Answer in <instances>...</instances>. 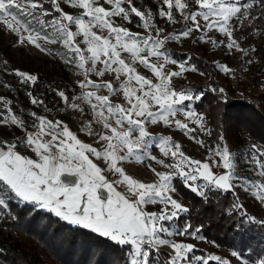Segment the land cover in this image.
<instances>
[{
	"label": "snow or ice",
	"instance_id": "snow-or-ice-1",
	"mask_svg": "<svg viewBox=\"0 0 264 264\" xmlns=\"http://www.w3.org/2000/svg\"><path fill=\"white\" fill-rule=\"evenodd\" d=\"M47 2L50 8H45V0H0V21H3L13 32L20 34L21 43L25 39L37 47L41 46L38 43L40 40L62 43L67 49L64 53L66 62L75 64L86 77L90 74L102 77L107 72H113L119 79L121 74H126L127 78L118 88L113 87L111 82L95 83L90 79L82 81L80 86L82 89H87L89 86L95 89L107 88L113 95L122 92L130 106L114 104L109 96H101L94 91H84L81 96L68 103V107L79 109L80 104L76 101L90 102L95 98L97 103L93 104L92 108L95 110L99 107L96 116L103 122V127L111 132V135L100 136L102 141L107 142L103 150H97L96 147L82 142L62 121L53 122L32 113L38 121V124L32 125L37 128V131L28 132L23 144L25 148L35 153L36 159L17 151V143L0 142V213L10 212L13 200L18 201L17 206L32 205L31 210L33 211L46 210L64 222L82 226L117 244L130 246V264H181L182 261L184 264L220 262L221 257L211 254L208 256L192 255L189 260V254L195 252V245L175 242L172 239L163 238L161 234L168 233L169 237L177 234L190 235L200 240L205 239L198 235L199 229H192L188 223L178 228H170L169 225L163 223L179 220L181 214L190 211L188 207L170 195L176 191L173 177L181 178L191 191L198 193L204 199H207L208 193L213 190L232 192L236 187L234 180H247L245 177L238 176L235 171L236 155L232 154L226 145L218 144L215 149H210V156H219V162H222L223 168L228 170L224 174L216 175L210 170L208 162L202 163L199 160L189 159L180 151L178 142L169 136L158 138L153 136L146 130L145 125L162 121L165 125L174 126L191 134L194 129H190L188 124L179 119L174 121L169 119L176 116L177 112H182L187 118L195 117V123L200 126L201 131H206L209 136L212 134L211 129L205 128L203 114L197 113L194 107H188L185 104V102L201 100L203 93L196 94L190 89H177L172 85V78L180 76L188 68L186 61H177L167 54L164 50L165 42L178 40L181 37L187 38L193 31H201L200 39H204L206 30L215 28L219 33L228 37L226 47L229 51L233 48H240V44L233 38V29L249 21V9L257 0L245 3H241V0H196V7L205 9V11L190 9L187 14L182 12V18L185 21L196 22L197 16H202L207 22L205 28L202 29L199 23H195V27L193 23H186L182 30L174 31L173 34L163 39L151 34L132 33L130 29L123 26H114L115 18L132 22V18L135 17L141 21L145 29H152L157 33L163 32L162 28H157L151 23L153 19L151 12L146 14L136 7L126 10L122 6L125 3L131 5L132 0H106L109 5H113L110 9L99 4L98 0H62L65 4L70 3L86 10L83 15L77 16L64 12L61 0H47ZM163 4L169 9H172L174 5L180 10L188 7L182 0H163ZM17 10L23 14L21 18H18ZM53 13H58V15H53ZM159 15L167 16L169 23L174 20L171 11L161 9ZM46 17L52 18L46 19ZM210 17L215 19L210 20ZM72 25L76 26V31L71 29ZM94 27L108 30V36L98 35L92 30ZM49 29H51L50 33ZM81 35L86 45L84 49L78 46L75 39ZM113 37L115 43L112 42ZM209 42L217 47L225 43L224 40L217 41L214 38H209ZM118 48L130 53L134 61H138L139 64L154 72L159 77V82L153 83L152 80L137 74L135 67L121 59V52ZM241 51L247 53L249 49H241ZM144 53L147 55H143ZM150 56L163 57L165 63L169 60L172 64L178 63L180 71L167 72L164 64L150 63ZM98 63L103 65L99 70L97 69ZM190 67L194 72L199 71L195 65H190ZM216 67L225 74L233 73V69L227 65L217 63ZM16 74L25 83L34 84L38 79L34 75L20 71ZM133 81L139 87H131ZM212 90L215 91V89ZM138 92L140 94H137ZM219 92L221 99H226L225 90L221 88ZM58 95L68 102L69 98L64 91H59ZM4 103L7 106L10 101L5 100ZM32 103L43 104V101L33 98ZM153 104L158 106L156 111L151 110ZM105 112L108 114L107 117ZM109 118L114 119L116 126L108 122ZM10 122L24 126V121L16 115H11ZM125 123L127 124L126 129L123 128ZM81 130L92 135V130L88 126H83ZM134 132H138L135 138H133ZM44 136L51 138L44 140L42 139ZM193 138L196 139V137ZM220 139L223 140V137ZM153 145L165 157L171 156L176 161L175 164L166 165L174 168L175 172H157L156 175L159 177L157 183H143L125 174L124 168L119 166L118 162L133 158L141 161L148 157ZM122 151L126 154L119 155ZM251 152V160L258 166L259 176L264 179V162L260 159L264 157V151H261L257 145H252ZM90 157L104 161L107 164V171L120 174L121 179L115 183L124 184L127 193L132 194L136 199H129L126 194L118 191L114 183L103 174L104 170ZM151 158L156 159V157ZM157 162L165 163L164 160ZM186 166L188 171L184 170ZM68 177H75V180L67 179ZM200 180L202 183L197 184L196 182ZM241 186L251 189L253 195L264 202V182L248 181ZM157 203L164 205L160 213H150L145 210V205ZM231 211H239L241 216H246L248 222L264 226V220H258L243 212V205L239 202L232 205L230 214ZM162 245L174 249L175 255L165 254L168 257L167 260L153 262L151 256L158 253ZM232 255L238 258L240 264H250L249 259L243 258L241 253L233 251ZM223 264H229V262L224 261ZM252 264H264V257L255 260Z\"/></svg>",
	"mask_w": 264,
	"mask_h": 264
},
{
	"label": "rangeland",
	"instance_id": "rangeland-1",
	"mask_svg": "<svg viewBox=\"0 0 264 264\" xmlns=\"http://www.w3.org/2000/svg\"><path fill=\"white\" fill-rule=\"evenodd\" d=\"M152 1L155 0H132L131 5L125 3L122 6H124L126 10H128L130 7H136L138 10L144 11L146 14L151 12L153 16L154 14L159 15L161 9L164 11H171L174 17L173 22L169 23L167 16L162 17L160 15L159 16L162 18V24L157 23L154 18L151 21V23H153L157 28L163 29L162 33H157L152 29H145L142 27L141 21L139 24H131L126 22V20H119L118 18H115L114 26H123L127 29H130L132 33H138L141 35L151 34L153 36H158L160 39L170 36L174 33V31L182 30L186 23H193V27H195V23H199L202 29H204L206 26L207 22L203 20L202 16L198 15L196 22L185 21L182 18V12L183 14H187L190 9L205 11V9H199L196 7V0H182V2L188 5V7L184 10L178 9L175 7V5L172 9H169L167 5H159V3L153 4ZM98 2L105 8L110 9L113 7V5H109L106 0H98ZM245 2H250V0H241V3ZM61 7L64 12L70 13L74 16L83 15L86 12L85 9H82L78 6H73L70 3ZM45 8L48 7L45 6ZM17 13L18 18H21L23 14L19 13V10H17ZM53 15H58V13H53ZM51 18L52 17H46V19ZM85 18L87 19V17ZM212 19L215 18L210 17V20ZM71 29L76 31V26L72 25ZM92 30L97 32L98 35L105 37L108 36V30H101L96 27H94ZM48 31L50 33L51 29ZM201 34V31H193L187 38L181 37L178 40H167L165 42L164 50L167 52V54L172 59L177 61H186V67L188 68V70L183 72L180 76L172 78V85L177 89H190L194 93L200 94V91L193 89L190 84L192 81L206 80L210 73L203 72L201 70L196 72L191 70L190 65H193V63L186 59L189 53L193 52L195 54H202L206 59L211 61L212 69L214 71V78L221 82L219 85L220 89L223 88L229 93L236 94L237 92H233L231 89H229V87H227L231 74H225L218 67H216V64L218 63L227 65L231 69L236 65H241V71L250 73L257 53L256 44L249 43L242 36H240L237 27L233 29V38L237 40L241 47L233 48L230 51L226 47L228 37L222 33H219L217 29L213 28L211 30H206L204 39H200ZM19 35V33L13 32L11 29H9L3 21H0V56L4 61H6L5 64H0V98H2L0 99V142L7 141L9 143H17V151H19L22 155L36 159L37 157L35 153L31 149L25 148L23 144V140L26 138L28 132L35 133L37 131V128L32 126L34 123L38 124L36 118L32 116V113H36L37 116H43L48 120H52L53 122L62 121L73 133L77 135V137L82 142L96 147L97 150H103L106 147L107 142L102 141L100 136L105 134L111 135V132L109 129L103 127V122L98 120L96 116V111H99V107H97L95 110L92 108V105L97 103L95 98H93L90 102L87 100L76 101L80 104L79 109L68 107V103L74 101L76 97L81 96L84 91H94L97 92L98 95L109 96L110 101L114 104H121L124 107H129L130 105L123 97L122 92H118L113 95L110 94L107 88L95 89L89 86L87 89H82L80 86L82 81L85 79H90L95 83L111 82L113 87L118 88L120 84L127 78L126 74H121L119 79L116 78V74L113 72H107L102 77L97 74H90L86 77L82 71L76 67L75 64H69L66 62L64 53L67 51V49L62 43H50L40 40L38 43L41 46L37 47L27 39L21 43L19 41ZM209 38H214L217 41L224 40L225 43L220 44L217 47L209 42ZM75 39L81 49L86 48L82 35L76 37ZM262 40H264V37ZM112 42L115 43L114 37ZM172 48L185 51L187 56H173L170 53V49ZM241 49H249V51L244 53L241 51ZM118 51L121 52V59H124L126 63L136 68L137 74L143 75L146 79L152 80L153 83L159 82V77H157L150 69H147L143 65L139 64L138 61H134L130 53L119 48ZM85 54L87 55V53ZM143 55H147V53H144ZM238 58H240L242 62L237 63ZM149 62L157 65L164 64L165 70L167 72L180 71L178 63L172 64L170 60L169 62L165 63L163 57L158 58L150 56ZM102 67V63L97 64L98 70ZM17 71L34 75L37 78L39 73H47L51 77L56 76L57 80L55 81L53 89L49 88L50 90L48 93V91L44 92L42 88H38L37 81L34 84L32 82L25 83L22 78L16 74ZM130 86L139 87L135 81H133L132 85ZM59 91H64L66 93L69 98L68 102H65L59 97ZM50 94L51 96H49ZM137 94L140 93L138 92ZM33 98L42 100L43 104H33ZM5 100L10 101L7 106H5ZM194 101L195 100L191 102H185V104L188 107H194L197 113L203 114L194 106ZM133 102L135 101L133 100ZM9 109H11V112H9ZM157 109L158 106L153 104L151 110L156 111ZM11 115H16L18 118L22 119L24 121V126L21 127L19 124H12L10 122ZM107 115V112H105L106 117ZM169 119L171 121L179 119L181 122L188 124L189 128L194 129V131L190 134L188 131L178 129L171 125H165L162 121L158 122L157 124L146 123V130L157 138L159 136L171 137L172 140L180 144V151H182L186 157L192 160H199L202 163L208 162L210 165V170L216 175L224 174L228 170H225L222 166V162H219L220 157H211L209 151L210 149H215L218 144L221 146L226 145L230 152L236 155V173L240 177L247 178V180L233 181V183L236 185L234 192L237 196V201L243 205V210H245L248 214L264 220V202L260 201L255 195H253V191L251 189H246L245 187L241 186L242 184H246L248 181L264 182V179H262L258 174V166L251 160L252 145H257L262 151V146L257 144V140L250 138L247 134H241L237 139L232 141L223 138L221 142H215L208 138L206 131H201L200 126L195 123V117L187 118L184 113L177 112L176 116L170 117ZM108 122L113 126H116L114 119L109 118ZM203 123L205 128L208 129L205 122V117ZM83 126H88L91 128L92 135L82 131L81 129ZM117 127L118 130H120L119 126ZM123 128H127L126 123L123 125ZM45 132H47V128H45ZM136 136H138V132L133 133V138ZM193 137H196V139ZM50 138V136L42 137L44 140H48ZM198 141H202L203 143ZM124 154H126L124 151L119 153V155ZM151 157H156V159L154 160ZM90 158H92L94 163L104 170L103 174L106 175L110 182L114 183V187H116L118 191L126 194L129 199H136L135 196L127 193L126 186L124 184L115 183L121 179L120 174L107 171V164L104 161L96 159L95 157ZM260 159L261 162H264V157H260ZM158 160H164L165 163L160 164L157 162ZM213 161L218 162L214 163ZM175 163L176 161L171 156L165 157L163 153L158 150L155 145H153L147 158L141 161H136L133 158L128 161L118 162V165L124 168L125 174L131 175L134 179H137L140 182L157 183L159 182V177L156 175V173H174L175 169L167 167L166 165ZM153 169L155 171H153ZM184 170L188 171L189 169L186 166ZM67 179L74 181L75 177H68ZM196 183H202V180L197 181ZM170 195H172V197L182 205L186 206L185 200L176 191L174 193H170ZM168 207L170 209L171 206L169 205ZM163 208L164 205L159 203L145 205V210L150 213H160ZM163 223L169 225L170 228L183 227L184 225L178 224L176 220ZM161 235L163 238H169L175 242L190 243L195 245L196 248H205V254L200 253V251L194 252L189 254V260L191 259L192 255L208 256L209 254L219 256L222 258V260H226V255L224 253L226 247H222L221 251H215L212 249V246L214 245L212 241L210 242L206 239L200 240L190 235L181 236L177 234L171 237L168 236V233H162ZM198 235L203 236L200 232H198ZM130 250L131 249L129 247L127 250L128 264H130ZM165 254L175 255V250L170 246L162 245L160 246L158 253L151 256V260L156 262L160 260L161 257L163 258L162 260H167L168 257ZM181 264H184V262L182 261ZM250 264H252V262H250Z\"/></svg>",
	"mask_w": 264,
	"mask_h": 264
},
{
	"label": "trees",
	"instance_id": "trees-1",
	"mask_svg": "<svg viewBox=\"0 0 264 264\" xmlns=\"http://www.w3.org/2000/svg\"><path fill=\"white\" fill-rule=\"evenodd\" d=\"M152 3L164 5L163 0ZM44 5L50 8L47 0ZM61 6H65L62 0ZM249 12V21L239 24L237 28L247 42L256 44L257 53L250 73L241 71V65L232 68L227 87L236 94L226 90V99H221V82L214 78L212 63L202 54L190 52L187 56L185 51L175 48L170 49V53L176 57L187 56L186 60L199 70L210 73L206 80L192 81L190 84L193 89L203 93V98L195 100L193 104L203 113L206 125L212 131L210 136L207 134L208 138L215 142H221V137L232 141L241 134H247L257 140L264 151V2L257 0ZM153 18L162 24L158 14H154ZM128 23L139 24L140 20L133 17L132 22ZM239 62H242L240 58L237 60ZM5 63L0 56V64ZM56 80V76L39 73L38 88L49 93ZM173 183L190 210L181 214L176 222L188 223L192 229H199L207 241L214 243L213 250L221 251L222 247H226V260L209 261V264H223L224 261L240 264L238 258L232 255L233 251L241 253L250 262L264 257V226L248 222L239 211H231L230 214L232 205L238 202L234 191L213 190L204 199L191 191L181 178L174 176ZM17 205L18 201L13 200L10 212L0 213V264L129 263L127 250L130 246L117 244L82 226L64 222L46 210L33 211L32 205ZM199 251L206 253L204 247L195 248V252Z\"/></svg>",
	"mask_w": 264,
	"mask_h": 264
}]
</instances>
